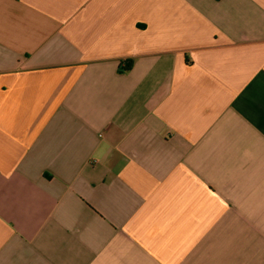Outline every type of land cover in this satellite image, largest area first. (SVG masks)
<instances>
[{
	"label": "crops",
	"instance_id": "obj_1",
	"mask_svg": "<svg viewBox=\"0 0 264 264\" xmlns=\"http://www.w3.org/2000/svg\"><path fill=\"white\" fill-rule=\"evenodd\" d=\"M0 264H264V0H0Z\"/></svg>",
	"mask_w": 264,
	"mask_h": 264
}]
</instances>
